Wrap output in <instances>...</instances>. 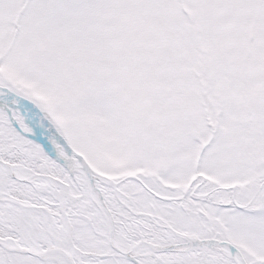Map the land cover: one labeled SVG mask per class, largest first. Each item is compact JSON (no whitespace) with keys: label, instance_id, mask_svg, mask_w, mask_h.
Returning a JSON list of instances; mask_svg holds the SVG:
<instances>
[{"label":"snow or ice","instance_id":"snow-or-ice-1","mask_svg":"<svg viewBox=\"0 0 264 264\" xmlns=\"http://www.w3.org/2000/svg\"><path fill=\"white\" fill-rule=\"evenodd\" d=\"M0 264H264V0H0Z\"/></svg>","mask_w":264,"mask_h":264}]
</instances>
